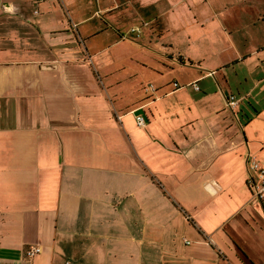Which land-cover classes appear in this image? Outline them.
I'll use <instances>...</instances> for the list:
<instances>
[{
  "label": "crops",
  "instance_id": "1",
  "mask_svg": "<svg viewBox=\"0 0 264 264\" xmlns=\"http://www.w3.org/2000/svg\"><path fill=\"white\" fill-rule=\"evenodd\" d=\"M94 4L0 0V264H264V32L226 53L210 0Z\"/></svg>",
  "mask_w": 264,
  "mask_h": 264
},
{
  "label": "rangeland",
  "instance_id": "2",
  "mask_svg": "<svg viewBox=\"0 0 264 264\" xmlns=\"http://www.w3.org/2000/svg\"><path fill=\"white\" fill-rule=\"evenodd\" d=\"M85 1V0H83ZM214 5L217 6H225L227 8L228 13H233L234 17L236 19L234 21H239L240 25L242 26L241 29H232L230 31V40L228 39H221L220 44L225 45L228 50H226V53L231 52L230 48L231 45H233V48L239 49V50H245L248 48V41L252 42L255 37H258L262 32H264V0H210ZM123 6L119 7L118 9H121ZM95 8L94 0H92V9ZM97 14V13H95ZM98 15V14H97ZM97 19H99L98 16H96ZM239 18V19H238ZM124 22L130 21V19L127 21V17H125ZM227 23H232L231 15H229L226 18ZM128 27L126 29L119 30L123 36L131 38L130 31L136 32L134 30H131L135 25H127ZM112 24V23H110ZM136 30V28H135ZM105 30H101V35H105ZM110 33H113V30H110ZM105 37L103 40L99 41L97 43L99 47L103 48L102 54H110V45L108 44V41L110 39ZM191 48H188V50ZM196 50V48H193V51ZM264 51V49H263ZM196 52V51H194ZM106 69V67H105ZM110 69V66H109ZM104 78V77H103ZM174 78V77H173ZM176 78V77H175ZM173 80H176V79ZM150 83H146L147 86H149ZM197 84V83H196ZM150 87V86H149ZM69 100V98H68ZM98 103H101L99 97H97Z\"/></svg>",
  "mask_w": 264,
  "mask_h": 264
},
{
  "label": "built area",
  "instance_id": "3",
  "mask_svg": "<svg viewBox=\"0 0 264 264\" xmlns=\"http://www.w3.org/2000/svg\"><path fill=\"white\" fill-rule=\"evenodd\" d=\"M131 30H135L132 29ZM209 74L213 73V70L208 71ZM172 86L174 88L179 87V83L177 81H172ZM193 88L197 89L198 85L196 84V80L193 79L192 81H189L188 83ZM151 87L152 85L149 84ZM226 104L231 107L235 104L236 99L233 95L229 94L225 98ZM134 120L136 125L143 126L145 121L140 114L134 115ZM264 169L259 165L258 161L255 158H248L246 159L245 163V184L250 190L252 198H254L257 202H259L261 205H264V177H263ZM185 242H188V240H185ZM40 249L39 245L37 244H31L25 247L24 254L26 256H30L36 252H38ZM64 264H68V261H65Z\"/></svg>",
  "mask_w": 264,
  "mask_h": 264
}]
</instances>
